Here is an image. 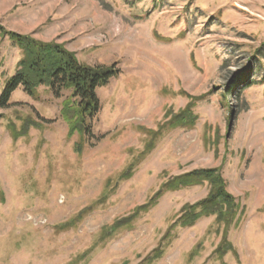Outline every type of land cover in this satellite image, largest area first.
<instances>
[{
    "label": "rangeland",
    "instance_id": "obj_1",
    "mask_svg": "<svg viewBox=\"0 0 264 264\" xmlns=\"http://www.w3.org/2000/svg\"><path fill=\"white\" fill-rule=\"evenodd\" d=\"M0 26L120 71L96 91L80 154L60 117L68 92L42 87L30 98L18 88L0 110V264H147L206 184L166 193L109 239L103 230L202 169H218L239 205L227 232L234 253L217 259L222 227L201 218L174 228L153 264H264V0H0ZM20 58L1 38L0 94ZM244 70L255 84L226 97ZM189 107L193 127L162 129Z\"/></svg>",
    "mask_w": 264,
    "mask_h": 264
},
{
    "label": "trees",
    "instance_id": "obj_2",
    "mask_svg": "<svg viewBox=\"0 0 264 264\" xmlns=\"http://www.w3.org/2000/svg\"><path fill=\"white\" fill-rule=\"evenodd\" d=\"M7 38L11 45L21 53L15 74L6 79L0 94V110L9 107L11 95L18 89L30 98L36 97L39 88H46L55 97L60 98L63 92H68V98L62 103L60 117L67 125L68 136L77 135L81 142L77 143L74 151L80 154L83 150V142L92 138L91 121L100 110L99 100L96 95L97 89L103 88L120 74L117 64L109 66H87L77 61L73 53L65 50L61 45L54 43L43 44L33 39L7 32L0 26V39ZM250 71L239 72L225 90V96L239 94L240 89L249 88L253 84L250 80ZM189 109V110H188ZM178 120H171L162 129L189 128L193 127V118L190 107L177 115ZM188 120V121H187ZM177 124L169 126L171 122ZM161 129V130H162ZM159 133V132H158ZM155 133L154 136L159 135ZM17 138V137H15ZM147 148L151 149L152 145ZM133 172H125L122 180L131 178ZM206 184L208 195L196 203V205L182 208L177 222L172 225L166 235L163 236L159 245L146 259L147 264L159 261L172 240L173 229L191 228L201 218L214 217L215 223L222 227L221 242L215 250V256L222 260L227 253H234L227 241V232L236 227L240 221L241 211L236 200L226 191L225 182L221 179L218 169H202L176 177L161 186L143 205L135 208L132 214L116 222L111 227L103 230V238L109 239L113 233L122 229H131L133 224L141 216L147 214L166 194L182 189H188ZM79 220V219H77ZM75 220L59 225L57 231H65L74 226Z\"/></svg>",
    "mask_w": 264,
    "mask_h": 264
}]
</instances>
